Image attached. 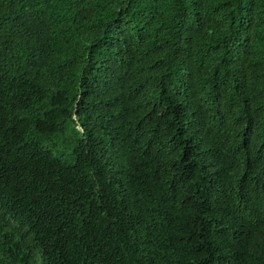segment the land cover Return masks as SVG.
I'll return each mask as SVG.
<instances>
[{
  "label": "trees",
  "instance_id": "16d2710c",
  "mask_svg": "<svg viewBox=\"0 0 264 264\" xmlns=\"http://www.w3.org/2000/svg\"><path fill=\"white\" fill-rule=\"evenodd\" d=\"M0 264H264V0H0Z\"/></svg>",
  "mask_w": 264,
  "mask_h": 264
}]
</instances>
